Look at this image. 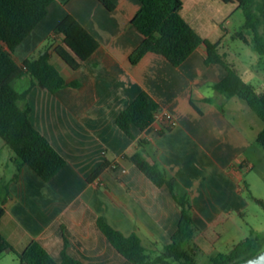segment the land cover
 I'll return each mask as SVG.
<instances>
[{
	"label": "crops",
	"instance_id": "0c3cea01",
	"mask_svg": "<svg viewBox=\"0 0 264 264\" xmlns=\"http://www.w3.org/2000/svg\"><path fill=\"white\" fill-rule=\"evenodd\" d=\"M112 1L109 10L99 0H53L14 49L22 60L51 37L45 49L52 62V45L62 39L52 30L67 13L99 41L76 69L58 68L65 86L51 92L35 84L27 93L31 122L65 158L52 177L45 180L21 162L0 136V233L17 249L36 241L57 261L66 252L83 264H122L125 257L98 225L102 217L123 234H136L146 249L160 251L176 230L181 210L166 183L156 184L123 156L137 147L165 171L175 192L188 195L197 226L196 259L228 252L245 233L234 216L249 204L244 177L254 164L247 156L251 138L227 112L234 96L214 88L226 69L220 62H205V45L179 65L155 51L131 63L129 53L144 37L131 22L140 1ZM217 4L183 0L181 8L182 16L211 41L209 31L219 27L212 12ZM29 81L23 75L20 88ZM74 81L77 85H71ZM141 91L158 101V111L171 112L177 124L134 123L132 137L121 129L117 114Z\"/></svg>",
	"mask_w": 264,
	"mask_h": 264
},
{
	"label": "trees",
	"instance_id": "16d2710c",
	"mask_svg": "<svg viewBox=\"0 0 264 264\" xmlns=\"http://www.w3.org/2000/svg\"><path fill=\"white\" fill-rule=\"evenodd\" d=\"M53 0H0V136L15 152L21 162L31 166L43 179L52 177L65 163V158L52 146L30 120L27 93L35 84L55 92L65 86L60 70L49 60L48 50L18 60L14 49L46 15ZM107 9L114 8L112 0H99ZM140 6L131 22L144 35L141 42L129 53V61L136 63L147 51L164 55L172 64L182 63L200 45L206 47L205 62H220L226 69L225 76L214 83V88L226 97L237 96L264 123V89H257L246 81L239 70L219 51L220 41L204 38L181 14L183 0H139ZM236 3L245 14L243 28L252 31L251 42L264 55V0H221ZM52 34H61V43L52 50L71 69H76L98 47V39L72 14L67 13L53 28ZM49 38V37H48ZM30 76L29 83L18 88L16 81L23 75ZM71 85H77L74 81ZM158 101L147 91H141L116 116V123L129 136L132 124H150L155 120ZM199 110V109H198ZM264 146V126L257 135ZM140 142V140H137ZM123 156L131 160L156 184L166 183L180 206V218L170 241L158 253L146 249L136 234L125 235L102 217L98 225L114 247L123 254L122 264H234L264 248V232L241 238L228 252H217L207 262H200L195 254L197 231L189 197L177 193L165 171L137 149L129 147ZM106 166L102 164L94 174ZM263 207L264 201L256 199ZM3 208L0 207V218ZM12 251L19 264H83L80 260L62 253L55 260L38 242L32 241L22 249L15 248L0 233V254Z\"/></svg>",
	"mask_w": 264,
	"mask_h": 264
},
{
	"label": "rangeland",
	"instance_id": "374dc122",
	"mask_svg": "<svg viewBox=\"0 0 264 264\" xmlns=\"http://www.w3.org/2000/svg\"><path fill=\"white\" fill-rule=\"evenodd\" d=\"M217 6H213L212 12L217 13L218 29L210 32L213 41H220L219 51L226 53L227 60L232 63L241 73L242 77L257 89H264V55H261L251 42L252 31L243 28L245 14L236 3H225L216 0ZM210 30V29H208ZM52 42L51 37L47 38L43 45L34 53L45 49L47 43ZM52 62L57 68L63 69L67 64L57 55L53 54ZM16 86L20 87V82L16 81ZM227 112L246 131L252 140V147L247 152V156L252 160L253 167L245 175L248 189H244V195L249 200V204L242 213H236L235 221L242 227L245 233L241 238L264 232V207L256 200L260 198L264 201V146L257 140L259 131L264 123L261 118L248 106L245 100L234 96L231 100ZM238 239L237 241H239ZM229 249L231 247H228ZM228 250V249H223ZM158 253L159 251H154ZM201 262H207L209 257L200 255ZM0 264H19V259L12 251L0 254ZM171 264H177L172 261Z\"/></svg>",
	"mask_w": 264,
	"mask_h": 264
},
{
	"label": "built area",
	"instance_id": "2783aa9c",
	"mask_svg": "<svg viewBox=\"0 0 264 264\" xmlns=\"http://www.w3.org/2000/svg\"><path fill=\"white\" fill-rule=\"evenodd\" d=\"M155 120H160L164 123L166 127H172L177 124V119L169 111H157L155 113ZM115 167V163L112 164ZM124 171V169H122Z\"/></svg>",
	"mask_w": 264,
	"mask_h": 264
},
{
	"label": "water",
	"instance_id": "95a60500",
	"mask_svg": "<svg viewBox=\"0 0 264 264\" xmlns=\"http://www.w3.org/2000/svg\"><path fill=\"white\" fill-rule=\"evenodd\" d=\"M234 264H264V248Z\"/></svg>",
	"mask_w": 264,
	"mask_h": 264
}]
</instances>
